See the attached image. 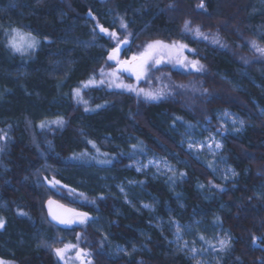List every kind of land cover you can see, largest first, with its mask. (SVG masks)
<instances>
[{"label": "trees", "instance_id": "trees-1", "mask_svg": "<svg viewBox=\"0 0 264 264\" xmlns=\"http://www.w3.org/2000/svg\"><path fill=\"white\" fill-rule=\"evenodd\" d=\"M122 21L127 51L177 42L187 46L182 57L198 61L195 68L173 60L152 70L151 88L169 86L165 98L110 88L112 78L100 75L111 72L107 58L123 38ZM185 21L210 38L185 34ZM12 28L40 44L13 52L5 35ZM253 40L264 48V0H0V261L81 264L76 251L83 249L90 254L84 264H197L171 241L176 223L201 221L229 240L216 264H264V53ZM90 79L96 83L84 87ZM77 88L87 105L74 98ZM224 110L244 124L242 132L220 134L216 161L236 173L228 180L181 145L187 130L200 137L201 125L218 131L216 114ZM58 117L63 126L40 127ZM152 156L175 170L158 178L136 172L132 165ZM126 181L130 200L153 212L124 201L115 186ZM49 198L89 220L51 225ZM99 218L103 232L93 226ZM66 244L76 248L57 256Z\"/></svg>", "mask_w": 264, "mask_h": 264}, {"label": "snow or ice", "instance_id": "snow-or-ice-1", "mask_svg": "<svg viewBox=\"0 0 264 264\" xmlns=\"http://www.w3.org/2000/svg\"><path fill=\"white\" fill-rule=\"evenodd\" d=\"M121 27H125L123 21L121 22ZM101 32L108 33V30L105 28H100ZM184 33L188 32H194L197 37H201L203 39H209L210 37L202 33L199 28L192 29L190 28L189 22L185 21ZM5 35L8 37L7 39V47L10 48L13 52L20 53L21 55H24L28 53L30 50L34 51L37 46L40 44V41L34 36L31 32L23 31L20 28H12L11 31H6ZM109 36L112 38H116V33L111 32L108 33ZM213 43H219V39L217 37H211ZM128 39L125 37L124 41H118L115 48L111 50V52L108 55L109 61H115L116 67L111 72H105L103 69L100 71V75L102 77H109L112 79L108 80V86L116 87L120 89L127 90L128 92L135 93L137 97L143 96L145 99L149 100H157L165 98L166 95H169L170 93H167L165 89H167L169 86L164 85L163 88H151L152 84V77L151 72L153 69H156L157 66H160L164 63H172L173 60L177 64L184 63L188 64L190 63L194 68L198 64V61H187L185 57H182V51L187 47L184 44H180L177 42H173L171 44L165 43L160 40H156L150 43H147L143 46V51L138 52L137 54L133 55L129 60H120L118 58L119 50L121 47V44H127ZM251 45L253 48H256L257 51L264 53V48H260L257 46L256 41H251ZM202 67V66H201ZM199 70V69H197ZM121 73H130L132 76L135 77V80L137 83L144 82L149 85V88H143L138 87L136 84H125L122 80H119V74ZM159 80V78H157ZM96 83L95 80H89L84 84V87H87L89 84ZM99 83L104 84L105 80L101 79ZM177 87H185L184 85H178ZM73 96L74 98L78 99V102L83 103L87 105L88 101L84 100L83 97L80 95V89H74L73 90ZM97 107H102V105H98ZM86 110H89L86 108ZM225 116H228V113L224 114ZM241 125H243V121H240ZM48 124H54L56 126H63L64 120L62 117H58L55 120L48 121V122H42L40 127L45 128L48 126ZM0 139H4L3 136H0ZM89 144L92 145L93 148H96V145L92 141H88ZM197 144L198 147H203L204 145L200 142H190L189 147H192V144ZM209 150L211 151V145H208ZM215 147L219 149L221 147V144L216 143ZM134 149L139 148V151L143 152V148L139 145H133ZM3 148L0 147V151H2ZM97 152H99V149H96ZM135 155V153H133ZM87 156V152L81 153L80 157ZM79 158V157H75ZM102 163H107L108 161H100ZM163 163L165 167H168L169 170H171V166L167 165L166 161H149V164H157ZM143 167H147V165H143L141 167L137 168V171H141ZM159 170V168H158ZM227 171L231 172L233 176L236 175L234 171L231 169H227ZM183 175V173L181 174ZM53 185L58 184L59 181H52ZM121 191H124L123 188H121ZM51 204L52 202L49 201L50 206V215H52V218L57 220L61 224H72L74 222H79L81 224L86 223L89 220L87 213H78L72 211L70 215L68 216H58L51 213ZM144 207H149V205H144ZM67 211V210H66ZM175 223V222H173ZM3 225V221L0 220V226ZM182 225L176 224V236L177 240L179 241L181 239L180 229L182 228ZM203 239V237H201ZM253 240L255 241L256 238L254 237ZM229 243L228 238L220 240V246L221 248L227 247ZM76 248V245H70L66 244L63 249H55V252L57 256H63V253L67 252L68 250ZM193 254L197 253V249L192 248L190 250ZM90 255L88 252L84 251L83 249L77 250L76 252V258L81 260V264H84V261L82 260V257ZM0 264H3V261H0ZM88 264H91L90 261H88Z\"/></svg>", "mask_w": 264, "mask_h": 264}, {"label": "rangeland", "instance_id": "rangeland-1", "mask_svg": "<svg viewBox=\"0 0 264 264\" xmlns=\"http://www.w3.org/2000/svg\"><path fill=\"white\" fill-rule=\"evenodd\" d=\"M119 30L123 34V38L120 41L121 42L124 41L125 37H127L128 39L127 44H123V43L121 44L119 55H118V58L120 60H129L133 55L137 54L140 51H143V46L146 45L147 42L134 46L133 48H131L130 52L127 51L128 49H130L129 47L130 37L126 30V27H123V28L121 27V22L119 23ZM187 61L189 60L187 59ZM190 65L191 64L188 63V68L193 67ZM107 67L109 71H112L113 69H115L116 67L115 61H109L107 59ZM189 70L193 71L191 69ZM119 76L121 77L123 76L125 78H129L131 80L136 81L135 77L132 76L130 73H121L119 74ZM5 94L6 92L0 88V100L4 97ZM225 113H228L229 115L225 116L224 115ZM261 113L264 115V109H261ZM216 118H217L218 126H219L218 131L210 130L205 125H201L199 130L200 132H203L204 135L200 137L198 134L187 130L186 132H184L182 136L181 145L187 151L191 152L195 157H197L201 162L207 163V164L210 163L213 168L214 174L219 179L228 180V179H231V177L233 176L231 172L227 171V169L229 168H227L224 165L219 164L216 161L217 155L223 148V141H222L220 134L221 133L222 134L224 133L235 134V133L242 132L244 130V124L241 125L240 123L241 119L237 115L233 114L232 112L228 110L217 112ZM193 141L200 142L204 146L198 147L197 144L193 143L192 147L190 148L189 144L190 142H193ZM216 143L221 144V147L219 149L215 147ZM208 145H211V151L209 150ZM149 161H166L167 165L171 166V170H169L168 167H165L163 163H160L159 165L149 164ZM143 165H147V167H143L141 171H137V168ZM132 166L135 168L136 172L149 174L153 178L164 176L175 170V166L168 159L157 157V156H152L151 158H148L144 161L138 160ZM127 184H129V181L119 183L115 186L117 192L123 197L124 201L129 203L136 209H139V206H140L143 209L153 212V207L151 205H149V207L146 208L144 207V205H148V204L136 205L130 200L128 191L126 188ZM121 188H123L124 191H121ZM104 223L105 221L99 218L98 221L93 224V226L96 230L103 232ZM176 224L174 227L175 228L174 238L172 239L171 242L177 249H179L181 252L189 256L197 264H216L217 263L218 254L224 252L226 249V247L223 249L221 248L220 240L225 239L226 237L222 236L219 233V231L215 229L214 227L208 224H205L204 222L196 221L195 223L191 225L183 226L180 229L181 239L178 241L177 236H176V231H177ZM201 237H203V239H201ZM192 248L197 249V253L193 254L190 251ZM121 251H123L122 247H116V252H121ZM82 260H83V257H82ZM79 261L81 260L79 259Z\"/></svg>", "mask_w": 264, "mask_h": 264}, {"label": "water", "instance_id": "water-1", "mask_svg": "<svg viewBox=\"0 0 264 264\" xmlns=\"http://www.w3.org/2000/svg\"><path fill=\"white\" fill-rule=\"evenodd\" d=\"M100 28H101V26H98L99 33H103L100 31ZM52 181H57V180L53 179ZM57 185L61 186V183L59 182ZM49 201L52 202V204H51V213L52 214H55L58 216H68L71 214L72 211L78 212V213H85V212H81L77 209H74L70 206H67V205L63 204L62 202H60L59 200H56L54 198L47 199L44 203V211L46 214V218L51 225L56 226L58 228L63 227L64 224L59 223L57 220L52 218V215H50Z\"/></svg>", "mask_w": 264, "mask_h": 264}]
</instances>
